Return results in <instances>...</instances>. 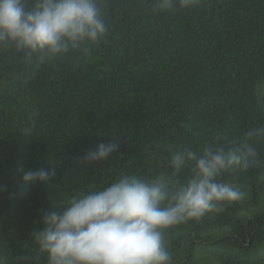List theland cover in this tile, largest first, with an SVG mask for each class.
Masks as SVG:
<instances>
[{
  "label": "trees",
  "instance_id": "1",
  "mask_svg": "<svg viewBox=\"0 0 264 264\" xmlns=\"http://www.w3.org/2000/svg\"><path fill=\"white\" fill-rule=\"evenodd\" d=\"M153 3L97 0L107 32L87 52L29 63L0 45V264L31 254L41 209L166 175L178 150L264 127V0H177L155 14ZM114 140L106 160L73 163ZM256 147L264 161V140ZM52 167L50 182L22 179ZM189 176L185 167L177 179ZM220 179L246 197L165 230L170 264H264V164Z\"/></svg>",
  "mask_w": 264,
  "mask_h": 264
},
{
  "label": "clouds",
  "instance_id": "2",
  "mask_svg": "<svg viewBox=\"0 0 264 264\" xmlns=\"http://www.w3.org/2000/svg\"><path fill=\"white\" fill-rule=\"evenodd\" d=\"M201 0H178L180 8L199 6ZM153 13L174 11L177 0H154ZM107 32L97 0H0V45L22 53L26 62L51 61L70 51H88ZM264 140V127H252L239 140L216 133L202 151L184 148L169 161L171 171L154 179L124 177L100 191L72 196L57 206L40 210L29 233L31 254L16 257L18 264H170L165 230L188 220L199 221L209 212H222L224 204L240 201L241 186L221 181L264 164L256 145ZM117 141L101 143L77 165L106 160L118 152ZM188 167L190 176L177 177ZM55 167L25 172V182H50Z\"/></svg>",
  "mask_w": 264,
  "mask_h": 264
}]
</instances>
